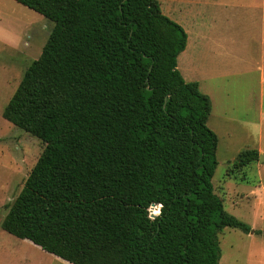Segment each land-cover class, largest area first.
Segmentation results:
<instances>
[{
	"label": "trees",
	"instance_id": "1",
	"mask_svg": "<svg viewBox=\"0 0 264 264\" xmlns=\"http://www.w3.org/2000/svg\"><path fill=\"white\" fill-rule=\"evenodd\" d=\"M13 1L52 28L2 111L43 149L1 228L71 264H218L223 229H251L211 182V102L177 69L182 27L158 0Z\"/></svg>",
	"mask_w": 264,
	"mask_h": 264
},
{
	"label": "rangeland",
	"instance_id": "2",
	"mask_svg": "<svg viewBox=\"0 0 264 264\" xmlns=\"http://www.w3.org/2000/svg\"><path fill=\"white\" fill-rule=\"evenodd\" d=\"M158 1L163 15L181 26L188 37L187 50L178 59V71L183 72L187 82H200L202 92H211L214 110L207 125L215 130L218 140L217 167L211 180L215 193L223 199L225 211L251 229L247 234L237 228L223 229L218 235V264H264L263 237L253 233L254 230H264V162H257L240 171L232 165L239 152L256 149L257 145L252 110L251 126L246 127L242 122L248 89H244L234 78L231 81L222 80L228 84L227 89L218 91L212 89L210 80L203 78L209 74L215 52L214 37L211 41L207 40L206 55L203 50L194 55L195 35L198 31L209 33L212 15L219 17L216 35L224 33L227 24L233 23V41L230 44L228 34L223 37L224 42L227 37L228 44L225 43L223 50L228 46L229 50L246 51V43L251 53L257 50L261 25L254 21L264 11V8L260 9L261 0H221L217 3L214 1L218 0ZM239 2L243 3L239 5ZM51 28L52 23L40 14L13 0H0V264H58L48 256L41 258L37 250L21 244V239L1 228L8 206L21 191L43 149L37 138L7 122L2 117V111L27 67L40 55ZM237 57L242 58L241 51ZM249 85V91L255 93L253 87L257 88V82L252 73ZM253 105L255 98L248 102L250 108ZM232 131L234 134H230ZM262 141L264 148V136ZM150 213L157 214L158 211L150 207Z\"/></svg>",
	"mask_w": 264,
	"mask_h": 264
},
{
	"label": "crops",
	"instance_id": "3",
	"mask_svg": "<svg viewBox=\"0 0 264 264\" xmlns=\"http://www.w3.org/2000/svg\"><path fill=\"white\" fill-rule=\"evenodd\" d=\"M221 0L214 1V3H217ZM243 2H239L238 4L240 5ZM261 8H264V0H261ZM251 22V19H250ZM219 23V17L217 15H212L210 17V30L209 33L205 32H197L195 35V48H194V55H198L200 53V50H203L205 55L207 54V40L211 41L214 37L215 43L213 44V48L215 52L209 50V53H213L212 57V62L210 64L209 68V74L203 78L210 80L211 85L213 86L212 89H216L219 91V89H227L228 84L226 82H223L222 80L225 81H231L234 78H237L238 82L241 83L242 87L244 89H248L247 93H245V96L247 97L246 100V107L245 108V118H242V122L245 123L246 127L251 126L250 124V114L251 110L253 113V121L254 123L252 124L253 126V132L257 137V145L256 149L258 153L264 154V148H263V136H264V11L261 12V15L259 18L255 19L254 23L261 25V34H260V40L258 43V49L255 51H248L247 49L249 48L248 43L245 44V49L244 50H238L234 51L229 50L230 47L226 46L225 50L222 48L224 47L225 43L227 44V37H226V42H224V39H222L225 36H230V44L233 41L234 37V31L232 29L233 23H228L227 27L223 30L224 33L216 35V29H217V24ZM231 31V32H230ZM228 34V35H227ZM187 36V35H186ZM188 39V37H187ZM187 40H186V46L183 52H181L177 58V69H178V59L184 52L187 50ZM220 51H223L222 53H219ZM241 51L242 53V58L237 57V53ZM236 53V54H235ZM220 58V59H218ZM235 63V64H234ZM183 79L186 81L185 77L183 76V72L179 71ZM251 73L256 79L257 82V88H255L256 92H250V75ZM199 85V89L201 91V84L200 82H197ZM215 91V90H214ZM202 92V91H201ZM229 92V91H228ZM203 94L207 95L210 99L211 102V113L208 119L207 124H209V121L212 117V111L213 109V104H212V99H211V92L207 91L206 93L202 92ZM217 93V92H216ZM224 93V92H223ZM252 98L254 100L255 98V106L253 105V108H250L248 106V102L252 101ZM256 119V120H255ZM241 121V120H239ZM243 125V124H242ZM244 126V127H245ZM208 127H210L208 125ZM210 129L216 134L215 130L210 127ZM230 134H234V132H230ZM262 191L264 192V187H262ZM21 244L29 246L30 249H35L39 253L41 258H46L44 256H48L52 258L53 261L57 262L58 264H71L68 263L52 254L46 253L43 251L40 247L34 245L28 240H21Z\"/></svg>",
	"mask_w": 264,
	"mask_h": 264
},
{
	"label": "water",
	"instance_id": "4",
	"mask_svg": "<svg viewBox=\"0 0 264 264\" xmlns=\"http://www.w3.org/2000/svg\"><path fill=\"white\" fill-rule=\"evenodd\" d=\"M258 163H262V162H264V154H262V153H259L258 154V161H257ZM151 210L152 209H155V208H157V211H158V213H159V208H160V205H155V204H151ZM157 213V214H158ZM157 214H154V213H150V218H154Z\"/></svg>",
	"mask_w": 264,
	"mask_h": 264
}]
</instances>
